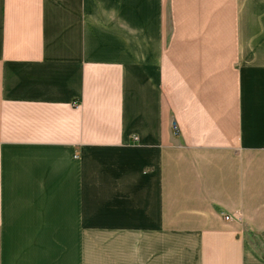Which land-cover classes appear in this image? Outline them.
<instances>
[{
	"label": "crops",
	"instance_id": "crops-1",
	"mask_svg": "<svg viewBox=\"0 0 264 264\" xmlns=\"http://www.w3.org/2000/svg\"><path fill=\"white\" fill-rule=\"evenodd\" d=\"M99 228L109 264H264V0H0V264Z\"/></svg>",
	"mask_w": 264,
	"mask_h": 264
},
{
	"label": "rangeland",
	"instance_id": "rangeland-1",
	"mask_svg": "<svg viewBox=\"0 0 264 264\" xmlns=\"http://www.w3.org/2000/svg\"><path fill=\"white\" fill-rule=\"evenodd\" d=\"M106 239L104 228H99L96 234L83 238L82 264H109V257L111 261L114 259L116 250H108Z\"/></svg>",
	"mask_w": 264,
	"mask_h": 264
},
{
	"label": "built area",
	"instance_id": "built-area-1",
	"mask_svg": "<svg viewBox=\"0 0 264 264\" xmlns=\"http://www.w3.org/2000/svg\"><path fill=\"white\" fill-rule=\"evenodd\" d=\"M172 129L173 131L176 133L177 132V126L175 123H172ZM233 218H236L235 215H224V219L225 220H230V219H233Z\"/></svg>",
	"mask_w": 264,
	"mask_h": 264
}]
</instances>
